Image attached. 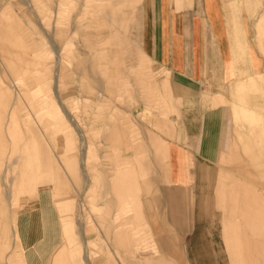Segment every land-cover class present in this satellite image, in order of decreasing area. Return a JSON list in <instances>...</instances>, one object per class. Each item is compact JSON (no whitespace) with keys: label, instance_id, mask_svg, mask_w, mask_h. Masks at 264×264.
I'll use <instances>...</instances> for the list:
<instances>
[{"label":"crops","instance_id":"obj_1","mask_svg":"<svg viewBox=\"0 0 264 264\" xmlns=\"http://www.w3.org/2000/svg\"><path fill=\"white\" fill-rule=\"evenodd\" d=\"M223 1L137 0L134 11L138 6L142 45L140 50L168 68L181 83L158 81L147 77L141 71H136L135 78L139 84L138 93L141 99L131 92L128 96L134 99V103L140 102L143 105L140 113L132 112L134 116L141 120L150 118L149 123L153 125L155 120L153 116L149 117L148 113L151 107H157L165 113L173 110L180 116L170 119L179 126L180 140H185L186 136L183 135L186 129L191 148L187 149L184 144L176 142L170 144L169 160L165 159L168 161L169 182L195 179L196 183V179L200 177L196 162L201 159L213 160L216 154L217 159L227 164V168L223 170L224 174L218 180L216 193L217 206L223 212V238L229 252V264H264V119L259 118L257 122L248 120L254 113L253 108L249 106L248 90L255 85V73L251 76L247 74L245 80L237 81L232 88L233 99L228 105L235 128L230 131L222 126L227 102L221 94L201 95L197 100L191 94L192 89L200 91L202 86L217 88L234 75ZM231 10L235 11L232 8ZM92 15L95 20V15ZM121 17L122 15L117 21ZM112 18L113 15L110 16L111 20ZM254 26L257 36L259 33L264 36V2ZM97 37L93 40L92 36H86L81 42L84 52L75 62V54L69 55L68 62L73 65L75 71L89 73L94 68L101 70L106 54L103 51H91V47L96 46L98 50L102 48L98 45L103 42L97 40ZM256 44L264 49V39L259 38ZM26 49L28 48L20 47L21 58L8 51L5 59L13 57L25 60L28 52ZM255 59L253 56V62ZM62 71L60 56L57 53L55 80H58ZM38 81L39 78H34L36 83L33 88H23L20 86L21 81H17L14 83L16 90H11L9 85L0 90V96L11 94V105L5 116L0 118V154L6 158L4 169L0 173V264H67L64 247L56 239L59 231L61 236L65 234L68 241L72 264H91L89 248L96 245L100 248L109 246L108 234L112 226L115 228L113 234L116 242L121 245L128 243L127 237L122 233L120 219L129 212L137 215L143 210L140 195L150 196L149 186H155L154 180L146 181L144 177L152 168L153 159L137 155L140 153L138 150H147V143L139 142L132 133L129 150L134 153L133 157L123 158L121 163L113 168L110 184L116 202L113 207L111 202L108 203V221L106 224L102 221L104 231L100 229L105 238V246L87 239L84 226L83 231L80 222H76L79 224L80 238L75 242V232L72 229L73 204L69 196L68 181L64 176L69 165L74 163L70 154L73 140L69 129L72 124L80 143L83 144L85 140L77 122L62 104L59 96L42 93L41 88L37 91ZM130 85L131 80L125 79L118 87V95L123 96L122 93L132 91ZM179 100L188 106L195 103L201 107L210 102V107L206 112H202L203 119L200 118L199 123L194 124L191 122L197 119L194 115L197 112L187 107L178 109ZM3 106L5 104L0 103V108ZM21 110L24 111L25 117L20 115ZM40 111L45 114L39 113ZM46 114L55 117L56 132H52L49 124L44 121ZM129 119L125 122L130 121ZM59 132L63 133L61 150L55 146ZM10 133L19 134V143L17 148L15 147L18 151L9 153L3 142ZM141 135H144L151 145L158 139V135L150 131ZM109 136L117 143L125 138L122 128L116 124L111 127ZM85 148L82 151L80 149L83 165L87 160ZM84 177L85 184H88L87 172ZM226 178H229V181H226ZM235 178H242L243 182H238ZM23 200H28L25 210L32 208L34 202L37 203V212H18ZM149 202L154 204L156 199L149 197ZM149 225L154 223L150 220ZM187 225L188 223H182L178 225V229L184 231ZM34 227L38 236L41 230L43 240L37 242L39 238L31 244ZM154 244L152 242L151 252L155 257L148 264H170V261L172 264H188L183 259L185 251L175 249L172 253L156 256L157 248ZM76 255L78 256L75 257ZM108 258L109 263H113L109 255ZM118 264H124L122 258L118 259ZM130 264H136L135 260L131 259Z\"/></svg>","mask_w":264,"mask_h":264},{"label":"rangeland","instance_id":"obj_2","mask_svg":"<svg viewBox=\"0 0 264 264\" xmlns=\"http://www.w3.org/2000/svg\"><path fill=\"white\" fill-rule=\"evenodd\" d=\"M263 2L264 0L223 1L234 75L217 88L202 86L200 91L192 89L191 94L196 97L195 100L201 95L221 94L225 98L227 106L222 126L228 131L235 128L228 105L233 99L232 88L237 81L245 80L247 74L251 76L255 73L256 77L255 85L248 90L249 106L254 110L248 120L257 122L259 118L264 119V49L256 44V41L259 38L264 39V36L260 33L257 36L254 26L258 13L263 9ZM136 4L137 0H0V90L8 85L11 90H16L14 83L17 81H21L20 86L23 88H33L36 83L34 78H39L37 91L41 88L42 93L58 95L82 131L85 140L83 144L80 143L73 124L69 129L73 140L70 154L74 158V163L69 165L66 174L64 173L73 204L72 229L75 232V242L80 238L79 226L76 224L80 222L84 226L87 239L105 246L101 222L105 221L106 224L108 221L106 214L108 203L111 202L113 207L116 202L110 184L113 168L121 163L123 158L133 157L134 153L129 150L132 133L139 142L147 143V150L143 152L138 150L140 153L137 155L153 159L152 168L144 177L146 181L154 180L155 186H149L150 196L140 195L143 207L141 212L137 215L129 212L120 219L122 233L127 237L128 243L124 242L125 244L121 245L116 242L113 234L115 228L112 226L108 234L109 246L100 248L96 245L89 248L91 264H118L119 258L123 259L124 264H130L131 259H134L136 264H148L155 257L151 252L152 242L156 244V246L154 244L157 248L156 256L180 249L185 251L182 252L183 259L188 264H229V252L223 238V212L217 206L216 193L218 180L224 174L223 170L227 168V164L217 159L216 154L214 158L217 160L201 159L200 162H196L200 174L196 183L195 179L169 182L168 161L165 159L169 160L170 144L176 142L184 144L187 149L191 148L186 129L183 135L186 136L185 140H180L179 126L170 119L180 116L173 110L165 113L157 107H151L148 113L149 117L153 116L155 120L153 125L149 123L150 118L141 120L132 113L133 111L135 114L140 113L143 106L140 102L134 103V99L128 96L131 92L141 99L138 93L139 84L135 78L136 71H141L147 77L158 81L181 83L168 68L140 50L142 45L137 16L138 6L134 11ZM92 14L95 15V20ZM111 15L114 16L112 20ZM120 15L122 17L117 21ZM3 32L5 33L2 34ZM98 34L100 35L97 37ZM89 35L93 40L97 37V40L103 42L98 45L102 47L101 50L95 46L91 47V51H103L106 58L103 60L101 70L94 68L89 73L77 72L73 65L69 64L68 58L69 55L75 54L73 59L75 62L83 54L81 42ZM20 47L28 48L27 61L13 57L5 59L8 51L13 53V56L21 58ZM57 53L63 71L58 80H55ZM253 56L256 58L254 62ZM125 79L131 80L132 91L119 96L118 87ZM10 102L11 94L5 93L0 96V103L5 104L0 108V118L5 116ZM182 107L197 112L194 114L197 119L191 122L195 124L199 123L200 118L203 119L201 115L210 107V102L201 107L195 103L188 106L179 100L178 109ZM39 113L45 114L44 111ZM20 115L25 117L23 110L20 111ZM46 115L44 121L53 132L56 130V119L54 116ZM127 118H130V121L125 122ZM115 124L122 128L125 135L118 143L109 136L111 127ZM149 131L158 135L154 145L148 143L144 135H141ZM18 135L10 133L5 137L3 144L7 152L18 151L16 149L19 143ZM62 137L63 133H57L55 146L58 150L62 148ZM85 147L87 160L83 165L80 152ZM239 147L242 148L240 144ZM4 160L5 155L0 154V173L5 166ZM86 172L89 175L88 184L84 181ZM225 180L229 181V178ZM235 180L243 182L242 178ZM149 197L156 199V202L151 204ZM28 200H23L18 212H37V203H33L32 208L25 210ZM150 220L154 225H149ZM182 223H188L184 231L178 229V225ZM35 229L36 227L31 230L33 239L31 244L39 238L37 242L43 240L41 230L38 236ZM56 239L64 247L63 253L67 264H72L65 234L61 236L59 231ZM108 255L113 263H109ZM139 261L141 262L138 263Z\"/></svg>","mask_w":264,"mask_h":264},{"label":"bare ground","instance_id":"obj_3","mask_svg":"<svg viewBox=\"0 0 264 264\" xmlns=\"http://www.w3.org/2000/svg\"><path fill=\"white\" fill-rule=\"evenodd\" d=\"M0 27H1V24H0ZM85 150H86V148H85ZM48 186V185H47ZM38 196V195H37ZM37 201V200H36ZM33 202V201H32ZM35 203V202H34ZM16 207V206H15ZM79 208H81V207H79ZM36 216V215H35ZM47 216V215H46ZM50 217V216H49ZM67 220V219H66ZM42 221V220H41ZM54 221V220H53ZM56 221V220H55ZM42 223V222H41ZM11 224V223H10ZM20 226V225H19ZM78 226H79V224H78ZM18 227V226H17ZM81 228H82V230H83V225L81 224ZM67 230V229H66ZM79 231H80V229H79ZM84 231V230H83ZM11 232H12V230H11ZM54 233V232H53ZM69 239H70V236H69ZM86 241V240H85ZM12 243V242H11ZM13 246V245H12ZM88 247V246H87ZM86 247V248H87ZM84 249H85V247H84ZM82 250H83V248H82ZM86 251V250H85ZM38 253L41 255V253L38 251ZM52 253V252H51ZM86 254V253H85ZM32 255V254H31ZM84 258H86L85 256H84ZM33 260V259H32ZM53 261V260H52ZM5 263V262H4ZM53 263V262H52Z\"/></svg>","mask_w":264,"mask_h":264}]
</instances>
